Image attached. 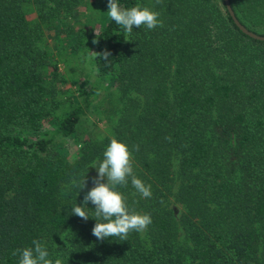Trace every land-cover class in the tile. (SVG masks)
<instances>
[{"label":"trees","instance_id":"1","mask_svg":"<svg viewBox=\"0 0 264 264\" xmlns=\"http://www.w3.org/2000/svg\"><path fill=\"white\" fill-rule=\"evenodd\" d=\"M118 3L158 11L164 27L129 34L107 0H0V264H18L12 252L37 239L61 264H264V40L243 33L223 0ZM230 3L264 34V0ZM82 4L91 11L76 17ZM105 49L110 64L91 61L96 77L80 88L82 104L66 78L77 59ZM92 98L118 118L80 137ZM113 137L152 188L151 198L130 181L119 188L152 217L124 241L98 240L96 219L72 214ZM86 176V188L71 186Z\"/></svg>","mask_w":264,"mask_h":264},{"label":"clouds","instance_id":"2","mask_svg":"<svg viewBox=\"0 0 264 264\" xmlns=\"http://www.w3.org/2000/svg\"><path fill=\"white\" fill-rule=\"evenodd\" d=\"M161 0H156L159 4ZM109 17L127 33L133 28L145 27L148 30L164 27L160 13L147 6L139 4L130 8L122 7L118 0H107ZM96 42V41H94ZM111 52L105 49L103 52L87 54L84 59L92 61L100 57L110 64L108 59ZM166 139H170L166 137ZM139 150V146H136ZM133 151L126 142L113 137L103 152V159L92 161L91 168L97 170V174L91 178L92 187L86 192L83 206L77 204L72 208V214L87 221L89 217L96 219L92 234L98 240L117 238L120 241L128 240L132 232L143 233L152 223L149 213L138 212L134 207L130 208L127 197L119 188L127 186L129 181L142 198L152 197V188L137 176L134 171ZM88 178L71 180V186L79 189L87 187ZM91 202L94 211L90 214L86 209ZM163 203V201H161ZM88 208V207H87ZM63 238V236H62ZM34 247L18 248L12 252L13 256H19L18 264H61L60 259L53 261L49 257V251L40 240H33Z\"/></svg>","mask_w":264,"mask_h":264},{"label":"rangeland","instance_id":"3","mask_svg":"<svg viewBox=\"0 0 264 264\" xmlns=\"http://www.w3.org/2000/svg\"><path fill=\"white\" fill-rule=\"evenodd\" d=\"M40 1V0H36ZM86 1H94V0H86ZM101 2V1H100ZM47 3V0H46ZM48 5V4H47ZM92 8L91 6H87L86 4H82L79 6L78 12H75L76 17H82L83 18V13L86 14L90 12V9ZM45 7L35 9L34 14L35 15H42L47 12V9L44 10ZM67 11L66 10H61V13L65 14ZM46 38L48 40V44L53 46V49L55 48L56 43V38L54 36L53 31H46ZM66 43H61V46L64 48L66 47ZM78 60V61H77ZM76 61L78 62L77 66H75L74 72V77H67L64 86L68 90H72L73 93L76 95L78 101H80L82 104H85L83 100V95L79 92L80 88L82 89H89L91 86L93 80L96 77V72L95 68L92 64L91 61H86L83 58L77 59ZM61 70L66 71L65 67L61 65ZM98 98H92L90 104L85 107V112L82 114V120L80 122L81 130H80V137H84L86 134L92 133L93 131H100L105 129L110 123L112 124L115 122L118 118L117 112L115 114H112L109 109H106L103 105H98L97 104ZM106 102V101H105ZM124 102V100H122ZM121 103H119V106ZM76 143L74 139H69L66 143V153L70 157L75 156V150H76ZM173 200V197H171ZM174 207L177 209L176 211L178 212L180 210L181 204L178 203L177 201H173Z\"/></svg>","mask_w":264,"mask_h":264},{"label":"water","instance_id":"4","mask_svg":"<svg viewBox=\"0 0 264 264\" xmlns=\"http://www.w3.org/2000/svg\"><path fill=\"white\" fill-rule=\"evenodd\" d=\"M225 7L227 11L229 12L233 22L236 24V26L245 34L249 35L250 37L259 39V40H264V34L256 32L249 27H247L244 23H242L239 18L236 16L234 9L231 6L230 0H223Z\"/></svg>","mask_w":264,"mask_h":264}]
</instances>
